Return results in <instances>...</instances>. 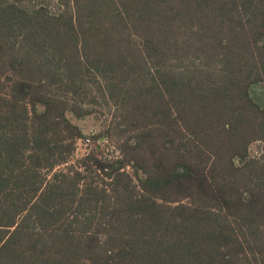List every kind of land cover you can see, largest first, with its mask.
<instances>
[{"label":"trees","instance_id":"trees-1","mask_svg":"<svg viewBox=\"0 0 264 264\" xmlns=\"http://www.w3.org/2000/svg\"><path fill=\"white\" fill-rule=\"evenodd\" d=\"M258 84L264 0H0V264H264Z\"/></svg>","mask_w":264,"mask_h":264},{"label":"rangeland","instance_id":"rangeland-1","mask_svg":"<svg viewBox=\"0 0 264 264\" xmlns=\"http://www.w3.org/2000/svg\"><path fill=\"white\" fill-rule=\"evenodd\" d=\"M264 84L254 85L251 88L252 98L261 106L264 107ZM73 123L78 125L84 134L88 135L91 131L96 132L99 128V122L95 121L92 117H87L83 120H75L72 119ZM219 139H215V143H217ZM78 150L77 153H83L87 146L86 141H81L77 144ZM247 154L249 158H258L263 154V142L257 138H253L249 141L247 147Z\"/></svg>","mask_w":264,"mask_h":264}]
</instances>
